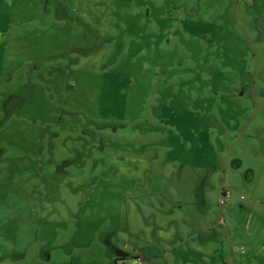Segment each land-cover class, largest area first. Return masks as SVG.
Instances as JSON below:
<instances>
[{
	"label": "rangeland",
	"instance_id": "1",
	"mask_svg": "<svg viewBox=\"0 0 264 264\" xmlns=\"http://www.w3.org/2000/svg\"><path fill=\"white\" fill-rule=\"evenodd\" d=\"M263 1L70 0L39 33L6 32L44 19L7 5L0 264H124L127 193L161 160L236 203H214L235 251L191 264H264Z\"/></svg>",
	"mask_w": 264,
	"mask_h": 264
},
{
	"label": "crops",
	"instance_id": "2",
	"mask_svg": "<svg viewBox=\"0 0 264 264\" xmlns=\"http://www.w3.org/2000/svg\"><path fill=\"white\" fill-rule=\"evenodd\" d=\"M258 3L259 0H248L245 5V0H242L237 5V15L241 17L247 6L249 9L258 7ZM7 5L17 8L20 13L24 12L23 5H27L44 17L25 19L27 23L24 25L9 27L6 32L10 33L18 30L37 33L55 31L56 24L70 17V0H0V19L6 16ZM153 163L157 173L144 177L136 195L135 191L127 193L130 206L126 217L125 245L122 249L117 248V252L121 253L117 259L130 261L142 258L145 264H191V257H230L235 248L228 232L225 239L216 241L222 227L228 230L229 226L224 219H219L218 209L214 207L215 202L221 206L223 191L229 189L225 185L215 188L213 182L208 186H201V183L198 187L190 186L189 176L179 174V168L184 166L192 172L196 169L195 164L183 165L178 160L174 163L167 160ZM241 197L240 201L246 200H241ZM233 204L236 205L231 200L227 206L232 208ZM239 249L244 252L243 247ZM205 262L208 263V260Z\"/></svg>",
	"mask_w": 264,
	"mask_h": 264
},
{
	"label": "built area",
	"instance_id": "3",
	"mask_svg": "<svg viewBox=\"0 0 264 264\" xmlns=\"http://www.w3.org/2000/svg\"><path fill=\"white\" fill-rule=\"evenodd\" d=\"M232 197H233L232 192L229 190H225L220 199V205L221 206L228 205L232 200ZM241 200H245V197H241ZM124 264H145V261L142 258H136L130 261H126L124 262Z\"/></svg>",
	"mask_w": 264,
	"mask_h": 264
},
{
	"label": "trees",
	"instance_id": "4",
	"mask_svg": "<svg viewBox=\"0 0 264 264\" xmlns=\"http://www.w3.org/2000/svg\"><path fill=\"white\" fill-rule=\"evenodd\" d=\"M230 191V190H229ZM224 192V191H223Z\"/></svg>",
	"mask_w": 264,
	"mask_h": 264
}]
</instances>
